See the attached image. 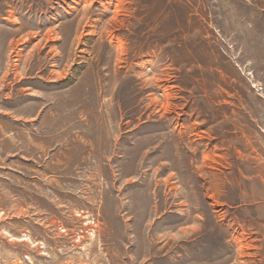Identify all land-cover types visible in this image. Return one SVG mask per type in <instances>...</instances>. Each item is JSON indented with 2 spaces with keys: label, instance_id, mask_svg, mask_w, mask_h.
Listing matches in <instances>:
<instances>
[{
  "label": "rangeland",
  "instance_id": "obj_1",
  "mask_svg": "<svg viewBox=\"0 0 264 264\" xmlns=\"http://www.w3.org/2000/svg\"><path fill=\"white\" fill-rule=\"evenodd\" d=\"M0 264H264V0H0Z\"/></svg>",
  "mask_w": 264,
  "mask_h": 264
}]
</instances>
